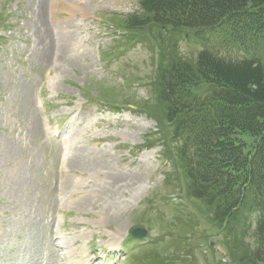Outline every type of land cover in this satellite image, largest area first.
Instances as JSON below:
<instances>
[{
  "label": "rangeland",
  "instance_id": "374dc122",
  "mask_svg": "<svg viewBox=\"0 0 264 264\" xmlns=\"http://www.w3.org/2000/svg\"><path fill=\"white\" fill-rule=\"evenodd\" d=\"M139 2L0 0V264H71L73 250L91 260L135 229L163 239L129 264H220L225 257L220 246H228L229 235H216L207 209L189 196L174 127L162 123L157 79L170 58L192 65L201 43L228 60L249 54L213 35L204 41L168 34L166 47L151 29L131 38L123 22L141 13ZM79 11L87 14L84 22ZM48 69L42 106L73 147L62 180L55 171L59 142L43 131L34 108ZM79 103L78 123H72L69 113ZM111 107L118 113H107ZM79 138L84 142L77 149ZM108 173L121 177L109 180ZM253 217L245 214L236 228ZM252 228L240 237L243 247L252 243ZM122 254L100 262L128 264Z\"/></svg>",
  "mask_w": 264,
  "mask_h": 264
},
{
  "label": "trees",
  "instance_id": "16d2710c",
  "mask_svg": "<svg viewBox=\"0 0 264 264\" xmlns=\"http://www.w3.org/2000/svg\"><path fill=\"white\" fill-rule=\"evenodd\" d=\"M139 10L123 22L126 29L155 26L161 35L204 30L258 51L228 60L203 49L192 65L170 58L157 82L164 117L182 138L189 194L207 209L216 235L236 230L242 237L252 224L234 230L243 209L256 215L251 245L229 235L226 258L264 264V0H140ZM201 87L206 91L198 94Z\"/></svg>",
  "mask_w": 264,
  "mask_h": 264
},
{
  "label": "bare ground",
  "instance_id": "6f19581e",
  "mask_svg": "<svg viewBox=\"0 0 264 264\" xmlns=\"http://www.w3.org/2000/svg\"><path fill=\"white\" fill-rule=\"evenodd\" d=\"M43 9V8H42ZM68 11V10H67ZM66 11V12H67ZM48 48V47H47ZM119 177H121V175H116V176H112V179H113V181H116ZM110 184H112V183H110ZM89 264H93V261H90L89 262Z\"/></svg>",
  "mask_w": 264,
  "mask_h": 264
},
{
  "label": "water",
  "instance_id": "95a60500",
  "mask_svg": "<svg viewBox=\"0 0 264 264\" xmlns=\"http://www.w3.org/2000/svg\"><path fill=\"white\" fill-rule=\"evenodd\" d=\"M132 235L136 236V233L134 232Z\"/></svg>",
  "mask_w": 264,
  "mask_h": 264
}]
</instances>
